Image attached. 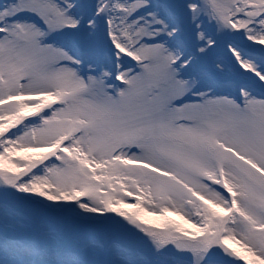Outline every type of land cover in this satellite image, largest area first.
Segmentation results:
<instances>
[{
  "label": "snow or ice",
  "instance_id": "obj_1",
  "mask_svg": "<svg viewBox=\"0 0 264 264\" xmlns=\"http://www.w3.org/2000/svg\"><path fill=\"white\" fill-rule=\"evenodd\" d=\"M39 92L92 110L102 156L219 133L264 147V0H0V100ZM20 127L0 136V264L247 262L221 232L264 260V234L214 231L148 177L21 159Z\"/></svg>",
  "mask_w": 264,
  "mask_h": 264
},
{
  "label": "rangeland",
  "instance_id": "obj_2",
  "mask_svg": "<svg viewBox=\"0 0 264 264\" xmlns=\"http://www.w3.org/2000/svg\"><path fill=\"white\" fill-rule=\"evenodd\" d=\"M53 104H58L54 95L43 92L13 95L8 100H0V136L10 129L16 130L17 125L21 126L24 143V150L18 153L21 159L42 162L55 153L57 159L74 166L87 165L93 160L114 163L123 170L150 178L154 187L166 188L168 195L178 204L189 211H198L217 226L214 231L227 229L230 223L227 196L221 192V188L225 191L229 188L238 195L240 212L236 230L254 227L264 234V147L245 146L219 133L196 140L181 139L173 148L148 151L139 158L102 156L92 152L90 147L92 110L78 98L66 96L46 116L44 113ZM28 118L33 121L26 123ZM37 119L38 123H34ZM4 163L0 160V167ZM225 174L233 182L229 187L221 181ZM122 210L133 211L131 208ZM147 219L152 221L151 217ZM169 219L180 223L175 216ZM183 226L189 232L193 231L189 226ZM220 234L226 235L225 232ZM228 237L223 243L243 256L247 261L243 264H264V260L252 256L239 240L229 241Z\"/></svg>",
  "mask_w": 264,
  "mask_h": 264
},
{
  "label": "bare ground",
  "instance_id": "obj_3",
  "mask_svg": "<svg viewBox=\"0 0 264 264\" xmlns=\"http://www.w3.org/2000/svg\"><path fill=\"white\" fill-rule=\"evenodd\" d=\"M225 178H226V185L228 184V187H229V185H230L231 183H233V182L230 181V177H229L228 175H226V174H225ZM228 190H229V188H228ZM220 207H221V206H220ZM175 218L178 219L177 217H175ZM180 223L183 224V225H185V226H189V227H190V225H188V224H184L182 220H180ZM237 227H238V226H235L234 229L236 230ZM231 239H234V237H233L232 235H229L228 240L230 241ZM245 257H246V256H245ZM248 260H249V259H248Z\"/></svg>",
  "mask_w": 264,
  "mask_h": 264
}]
</instances>
